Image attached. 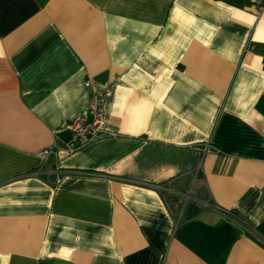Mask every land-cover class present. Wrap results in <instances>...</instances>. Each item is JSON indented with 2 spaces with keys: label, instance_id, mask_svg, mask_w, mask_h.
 I'll return each instance as SVG.
<instances>
[{
  "label": "crops",
  "instance_id": "obj_1",
  "mask_svg": "<svg viewBox=\"0 0 264 264\" xmlns=\"http://www.w3.org/2000/svg\"><path fill=\"white\" fill-rule=\"evenodd\" d=\"M0 264H264V8L0 0Z\"/></svg>",
  "mask_w": 264,
  "mask_h": 264
},
{
  "label": "built area",
  "instance_id": "obj_2",
  "mask_svg": "<svg viewBox=\"0 0 264 264\" xmlns=\"http://www.w3.org/2000/svg\"><path fill=\"white\" fill-rule=\"evenodd\" d=\"M251 5H255L258 9L264 8V0H248ZM87 88H90V96L88 101L86 115H79L66 123V128L70 131V138L62 147L48 146L43 148L39 154L46 162L50 157H54L55 161L62 155L74 153L80 146L97 137L99 134L107 133L106 122L103 113V104L106 91L103 89H91L89 80L84 82ZM209 145L203 144V152L208 151ZM59 169H56L55 182H59Z\"/></svg>",
  "mask_w": 264,
  "mask_h": 264
},
{
  "label": "trees",
  "instance_id": "obj_3",
  "mask_svg": "<svg viewBox=\"0 0 264 264\" xmlns=\"http://www.w3.org/2000/svg\"><path fill=\"white\" fill-rule=\"evenodd\" d=\"M225 1L231 5H234L236 7H244L247 5H251V3L248 0H222Z\"/></svg>",
  "mask_w": 264,
  "mask_h": 264
}]
</instances>
